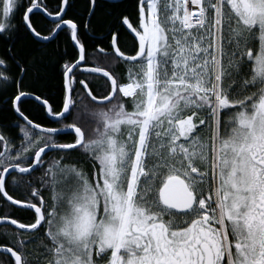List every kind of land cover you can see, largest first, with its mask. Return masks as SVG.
Returning <instances> with one entry per match:
<instances>
[{"label":"flooded vegetation","instance_id":"1","mask_svg":"<svg viewBox=\"0 0 264 264\" xmlns=\"http://www.w3.org/2000/svg\"><path fill=\"white\" fill-rule=\"evenodd\" d=\"M152 1L154 0L141 5L137 22L123 23L129 38L125 37L120 41L116 39L117 47L124 56L134 57L141 52L140 44L126 28V24H129L142 37L145 44L143 56L137 61L119 58L112 46L113 38L116 37L112 38L109 49L96 48L103 57L114 58L113 64H108L104 59L97 60L93 56L87 57L86 50L81 46L84 49V62L72 73L69 80L72 97L69 114L62 120L53 121L64 125L49 129L76 127L84 134L82 128L73 122L78 107L77 101L85 100L88 104L103 106L105 111L113 114L115 101L121 95L120 86L124 79L128 80L130 70L134 71L138 81L144 84L145 91L148 81L147 66L155 54L157 66L155 79L158 83L159 96L165 101L169 94H173L175 105L172 112L162 116L165 111L162 104L154 117L156 118L158 114L156 124L162 131L161 138L166 137L167 142H172L170 154H179L184 158L171 160L172 157L168 155L166 159L173 171L169 175H159L162 178L160 189L169 177L175 175L183 177L188 184L186 178L188 176L194 182L190 189L195 194L196 202L186 213L170 210L160 202L156 220L143 219L140 222L145 223L137 225L139 228L134 225L130 228L129 222H124L121 240L130 241V236H134L137 243L123 244L119 249L120 262L264 264V0H201V11L198 9L197 0H192L193 3L188 6L185 16L186 26L190 28L194 20L200 17L203 25L199 30L191 29L188 32L185 29L182 31L178 27L168 26L160 6L157 13V4L155 14H152L150 11ZM155 1L157 3V0ZM17 4L18 0H0V33L6 29L8 20L12 21ZM203 4L207 7L204 13ZM150 14L152 18L155 17V23L150 20ZM178 17L179 13L176 14V24L179 21ZM63 30H68L72 38L71 29ZM79 57L78 52L76 61L69 68L79 60ZM4 68L6 64L0 61V78L4 77L2 74ZM68 69L63 75L65 100L67 96L65 74ZM121 69L125 70L124 76ZM95 82L105 85V90L99 87L94 92L91 85ZM114 86L116 93L109 103L101 105L93 101V98L95 100L108 98ZM123 88L124 86L122 93L125 97H134L124 94ZM98 90L101 92L98 93ZM203 100L211 102L210 106L209 104L200 106L197 101ZM214 101H217L215 108ZM137 111L136 108L133 110L134 113ZM61 112L51 114L58 116ZM132 119L134 117L131 116L119 122L121 132L130 127ZM20 121L29 129L30 141L40 138L39 135L53 137L54 141L41 146L32 157L24 161L21 158L15 159V155L11 156L13 152L10 153L8 143L0 135V155L6 148L5 154L0 157V179L3 171L10 166L18 165L24 169L31 167L38 150L42 147L63 145L57 140L58 134L37 132ZM165 122L170 123L168 131ZM51 153L45 154L39 160L36 169L29 174L11 173L6 177L5 191L8 196L28 208L9 203L0 192L8 205L30 211L36 216L32 224L18 216L11 218L25 229L0 225L10 226L16 230L11 234L17 247L11 246V249L21 256L23 264H27L28 256L25 258L24 254L26 251L30 253L29 248L34 243L36 234L44 233L56 241V234L61 233L55 232L54 223L47 221L49 198L45 199L44 196L40 198L41 195L30 189L33 180L46 172L48 156ZM161 157L164 158L162 155ZM101 176L97 174L93 178L102 182ZM112 193L113 196L118 195L113 190L110 194ZM93 196L94 199L97 197L94 194ZM88 200L90 204L87 203V206L95 208L97 221L106 209L104 203L102 202L101 208L98 201L95 200L94 203L92 198ZM202 200L206 204L201 208L197 207L196 203ZM3 206L4 204L0 205ZM31 208H41L44 215L43 223L38 228L36 225L39 216ZM197 208L203 212H196ZM215 208L218 209L220 224L216 220L217 215H214ZM211 215L216 216V219ZM95 234L93 231L90 232L92 240L96 239ZM64 246L62 244L61 248L54 249L59 255L57 259L59 264H65L64 250L71 254ZM100 248L103 250L104 247L98 243L92 254L93 263L109 264L115 253L111 252V248H106L100 254L98 253ZM0 255L10 258L2 260L0 256L1 264H16L10 255L2 252Z\"/></svg>","mask_w":264,"mask_h":264},{"label":"trees","instance_id":"2","mask_svg":"<svg viewBox=\"0 0 264 264\" xmlns=\"http://www.w3.org/2000/svg\"><path fill=\"white\" fill-rule=\"evenodd\" d=\"M62 1L39 0V5L44 7L49 14L57 15L61 11ZM142 1L94 0L95 6L91 12L93 0H68L64 18L76 24L78 40L86 50L87 57L93 56L97 60L104 59L108 64H113L114 58L103 57L96 51V48L109 49L113 37H116L118 41L125 37L129 38L123 23L126 21L137 22ZM33 2L34 0H18L17 10L12 21L8 20L6 29L0 33V61L6 64L2 73L4 77L0 78V135L8 143L10 153L13 152L11 156L15 155V159L21 158L24 161L32 157L41 146L51 143L54 139L50 136L39 135L40 138L30 141L29 129L23 126L14 111V99L19 94L30 93L48 102L52 113L61 112L65 101L63 75L78 57V52L72 43L71 34L68 30L60 31L55 39L46 43L34 39L24 23V16ZM29 19L34 30L45 37L50 36L57 25L41 13H32ZM121 73L124 76L125 70L121 69ZM126 83L127 80L124 79L122 85ZM99 87L105 90V85H101L99 82L91 85L94 92ZM97 92L100 93L101 91L98 90ZM173 98V94H169L166 100L162 101V97L159 96L151 116L146 114L143 98L138 94L133 98H125L119 95L111 115L104 110L103 106L91 105L85 100L77 101L78 107L73 122L84 131L85 142L73 150L51 153L48 156L46 172L41 173L42 176L36 177L33 180V186L30 188L31 191L41 195L40 198L43 196L45 199L49 198V209L46 212L47 221L50 220V223H54V228L57 229L60 225L58 220L62 214L59 217L57 213L64 211L62 207L65 206V201L69 196H61V193L67 189L65 186L66 178L70 173V176H77L76 185L81 184L82 187L91 189L92 193L97 195L95 199L102 208V200L105 199L101 189L102 182L96 181L93 177L97 174L100 175L101 163L99 164V162L104 156L103 144L111 141L113 137L117 143L122 133L119 122L131 118V116L134 117L132 119L134 124H141L147 120H153L157 123L158 120L154 117L156 110L163 104L165 111L162 116L172 112L174 110L173 105H175ZM197 102L200 106L206 104L210 106L211 103L204 100ZM135 108L138 110L137 113L133 112ZM19 110L29 120L42 127H61L64 125L51 121L47 117L45 107L30 99L21 100ZM109 119H114L116 123L110 124ZM169 127L170 123L165 122L167 131ZM57 140L59 143L68 146L77 143V137L72 134L59 135ZM98 146L100 152L95 153L94 151ZM117 179L114 177V181ZM8 190L10 191V189ZM1 204L4 206L0 207V217L8 216L11 219L18 216L30 224L36 220V216H33L32 212L8 205L0 195ZM50 211H52L51 215H49ZM12 231L16 230L10 226H0V246L17 247L11 234ZM34 238L35 241L29 248L30 253L26 251L24 254L25 258L28 256L27 264H59L57 263L59 255L54 252V249L61 247L54 238L48 237L44 233H38ZM55 238L58 239L57 236ZM64 251L65 255L67 250ZM0 256L2 260L10 259L6 255Z\"/></svg>","mask_w":264,"mask_h":264},{"label":"rangeland","instance_id":"3","mask_svg":"<svg viewBox=\"0 0 264 264\" xmlns=\"http://www.w3.org/2000/svg\"><path fill=\"white\" fill-rule=\"evenodd\" d=\"M157 1L158 10L160 6L162 8V12L165 15V22L168 26L178 27L179 30L182 31L183 29H185L187 32L191 29H201L203 23L192 28H187L186 24L183 21L185 13L187 12L188 6L190 5L192 0H187V2H183L180 0H162L161 2L160 0ZM206 9L207 7L203 4V13L206 12ZM177 13H179V21L177 23L178 26H176L177 24L175 22ZM150 20L155 23L154 16L152 18V16L150 15ZM195 22H197V20H194L193 23ZM153 56H155V54H153L152 57ZM156 73L157 66L155 69L154 80L156 86H158V83L155 79ZM130 80L142 85V83L138 81V78L135 77V73L132 70H130V75H128L127 82ZM127 86L128 85H124V88ZM138 88L139 87H136L134 85L132 86L133 90L136 89V91L134 92L136 94L133 93L134 97L138 93ZM124 94H127V92H125ZM138 95L143 98L146 114L150 116L153 115L154 111L152 113H149L146 109L144 91H140ZM157 115L156 118H158ZM202 115L203 113H201V116ZM148 122L150 124L145 146V158L142 163L144 174H142V176L140 177L136 193H134L133 196L130 195V192L128 190V179L134 163L133 158L137 146L136 144L138 130L141 125H144V123L130 124V127L126 128L121 133L119 137L120 140L118 139L117 143L116 139H114L113 137L111 141H107L103 144L104 156L99 164H102H100V174L102 175L101 189L103 190V194L105 197V199H103L102 201L106 209L104 210L103 216H99L100 219H97L98 222L95 219V216H97L95 208L91 205L87 206V203L90 204L88 198H92V201H94V203L96 202L92 191L89 188L82 187L81 184L76 185L75 181L78 180L76 178L77 176H70V173V175L66 178L65 186L67 187V189L63 191V193H61V196H69L65 201V206L62 207L64 211H59L57 213V216L59 217L60 214H62L61 218L58 220V222H60V225L57 228L61 231H57V229L55 231L57 233L61 232L60 234H56L58 238L56 239V242L59 243L60 246L62 244L64 246L65 244L67 249L71 252V254L66 253L64 255L65 264H94L92 254L94 253L95 246L98 243H100V245L104 247L103 250H101L100 248L98 253L101 254L106 248H111V252L115 253L112 256L109 264H123L122 262H120L121 252L119 253V249L125 243H137L134 240V236H130V241L124 242L121 240V232L124 222H129L131 228V226L133 225L135 227L137 225L145 223L140 222L143 219L151 221L156 220L158 213L157 211L160 210L161 206L159 200V189L161 186L162 178L159 175H169L173 171L170 166V162L168 161V159H166V157L168 158V155L170 156L169 150L172 146V142H167L166 137H163V139L161 138L162 131L153 120H147L145 124ZM109 123L114 125L116 121L114 119H109ZM210 131L213 141V129L211 128ZM99 150L100 147L98 146L94 152L98 153L100 152ZM162 152L163 154L166 153V157H161ZM95 157H97V155H95ZM114 177H117L118 179L114 181ZM83 179H85V177H83ZM112 190L118 195L113 196V193L110 194ZM218 206H220V204ZM198 209L199 208L196 209V212H203L199 211ZM214 215H217V217L219 218L217 219L220 220L218 212H216L215 209ZM220 215L222 217L221 212ZM211 217L213 219H216V216L214 217L211 215ZM132 222H134L135 224ZM140 230L143 229L140 228ZM91 231H93V233H96L94 237L96 239L92 240L90 235ZM88 253L90 255L85 256V254Z\"/></svg>","mask_w":264,"mask_h":264},{"label":"water","instance_id":"4","mask_svg":"<svg viewBox=\"0 0 264 264\" xmlns=\"http://www.w3.org/2000/svg\"><path fill=\"white\" fill-rule=\"evenodd\" d=\"M108 1L118 2L121 0H108ZM148 1L149 0H143L141 2V5H144ZM67 2H68V0L62 1V8H61V11L59 14L51 15L46 11V9H44L42 6L38 5V0H34L32 6L27 10V12L24 16V23H25L26 28L29 30L30 34L34 37V39H36L37 41L42 42V43H46V42H49V41L55 39L56 36L59 34V32L65 28H69L73 32L72 33V42H73V45L75 46V48L78 50L80 57H79V60L75 64H73L67 70V72L65 74V88H66V95L67 96H66L65 105H64L62 112L58 116H53L51 114V109H50L49 103L40 99L38 96L30 94V93L19 94L14 99L13 107H14V111H15L17 117L20 120H22L28 127L32 128L33 130L40 132V133L49 134V135L74 134L77 137V143L74 145H69V146L68 145H47V146H44L40 150H38V152L35 156L34 164L31 167L24 169L18 165H14V166H10V167L6 168L3 171L2 175H1V179H0V192L2 193L3 197L9 203L14 204L16 206L28 208V206H26V205L17 203L15 200L10 198L8 196V194L6 193V191H5V180L9 174H11V173L29 174L34 169H36V167L39 163V160L45 154L55 152V151L73 150L75 148L82 146V144L84 143L85 137H84L83 132L79 128L73 127V128H67V129H59V130L44 128V127H41V126L31 122L19 110V102L21 100H24V99H30V100L37 102L38 104L43 105L46 109V113H47L48 117H50V119L52 121L62 120L69 114L70 105H71V98H72L69 80H70L72 73L84 62V49L81 47L80 43L78 42L76 25L71 21L64 20V17L66 14ZM94 6H95V4H94V0H93L91 12L94 10ZM35 12L43 14L47 19H49L50 21H52L54 23H59V25L56 27V29L54 30V32L50 36H47V37L41 36L32 27L29 18H30V15L32 13H35ZM196 14H197V12L194 13V15H196ZM126 28L128 29V31L135 37V39L140 44L141 52L134 57L124 56L119 51V49L117 47L116 38H113L112 46H113V49H114L116 55L119 58L126 60V61H137L144 54V50H145L144 45L145 44L142 40V37L129 24H126ZM86 90H87L88 94L91 96V94L89 93L87 88H86ZM115 93H116V88L114 86L113 92L108 98H106L104 100H95L93 98V101L98 103V104H101V105L107 104L113 99ZM142 127H143V125L139 128L138 133H140ZM5 151H6V148L4 149V151L0 155V157L5 154ZM159 198H160V202L162 203L163 206H165L166 208H168L170 210L177 211L180 213L188 212L194 206V204L196 202V197H195L194 192L188 187L186 180L183 177H180L178 175L171 176L165 181L164 185L160 189ZM32 210H35L39 216L38 217L39 221H38V224L36 225V228H38L43 223L44 215L42 213L41 208H33ZM0 225H10V226H13V227L18 228V229H25V227H23L22 225L16 223L15 221H13L11 219H7V218H0ZM0 252L13 257L16 264H23L21 256L17 252H15L13 249L8 248V247H0Z\"/></svg>","mask_w":264,"mask_h":264},{"label":"bare ground","instance_id":"5","mask_svg":"<svg viewBox=\"0 0 264 264\" xmlns=\"http://www.w3.org/2000/svg\"><path fill=\"white\" fill-rule=\"evenodd\" d=\"M180 1L185 2L184 0H180ZM191 3H193V2L191 1ZM196 3H198V5H199L198 9L200 10L201 9V0H197ZM156 4H157V11H158V1L156 3V1L154 0L150 3V9H151L152 14H155ZM185 16H186V13H185ZM185 16L183 19L184 23H185ZM196 20H197V22L192 23L190 28L197 26V24L200 25L202 22V17L196 18ZM155 69H156V57L153 56L151 61L149 62L148 66H147L148 81H147V84L145 86L146 89L144 91L145 106H146V109L149 113H152L154 111L156 103H157V99L159 96L158 86H156V83L154 80ZM124 85H129V86L123 88V91L127 92V94L129 92V96H131V97L134 96L133 93L136 91V89H134V90L132 89L133 85L136 87H139L138 93L140 91L144 90V88H143L144 84L143 85L135 84V83L130 84V82H127ZM124 85H122V86H124ZM121 93H122V88H121ZM122 95H123V93H122ZM149 124H150L149 122L146 124L144 123L140 133H138L139 135L137 137V144H136L137 146H136V150L134 152V158H133L134 163H133V167L131 169V174H130L129 179H128V190H129L131 196H133V194L136 193L139 179L142 176V174H144V169L142 167V163H143V160L145 158V149H146L145 146H146ZM204 204H205V201L202 200V205H204Z\"/></svg>","mask_w":264,"mask_h":264},{"label":"built area","instance_id":"6","mask_svg":"<svg viewBox=\"0 0 264 264\" xmlns=\"http://www.w3.org/2000/svg\"><path fill=\"white\" fill-rule=\"evenodd\" d=\"M128 82H130V84H134L135 82H133V81H128ZM135 84H137V83H135ZM121 88H122V86L120 87V90H121ZM216 105H217V101H214V108L216 107ZM186 178H187V181H188V186H189V188H191V187H193L194 186V182H193V180L192 179H190L188 176H186ZM205 205V204H204ZM196 206L197 207H199V208H201L202 207V202H199V203H196ZM215 210H216V212L218 211V209L217 208H215ZM219 219V218H218ZM217 219V221H218V223L220 224V220H218Z\"/></svg>","mask_w":264,"mask_h":264},{"label":"crops","instance_id":"7","mask_svg":"<svg viewBox=\"0 0 264 264\" xmlns=\"http://www.w3.org/2000/svg\"><path fill=\"white\" fill-rule=\"evenodd\" d=\"M161 155H162L163 157H166V153L163 154V152H162ZM170 156L172 157L171 160H173V159H175V160H181V158H183V157H181L179 154H177V155L170 154ZM166 158H167V157H166ZM183 159H184V158H183ZM177 163H179V161H178Z\"/></svg>","mask_w":264,"mask_h":264},{"label":"clouds","instance_id":"8","mask_svg":"<svg viewBox=\"0 0 264 264\" xmlns=\"http://www.w3.org/2000/svg\"><path fill=\"white\" fill-rule=\"evenodd\" d=\"M121 86H122V85H121ZM121 86H120V87H121Z\"/></svg>","mask_w":264,"mask_h":264}]
</instances>
